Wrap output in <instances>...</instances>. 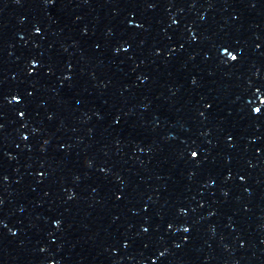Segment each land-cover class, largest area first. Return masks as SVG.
<instances>
[{
  "label": "snow or ice",
  "instance_id": "1",
  "mask_svg": "<svg viewBox=\"0 0 264 264\" xmlns=\"http://www.w3.org/2000/svg\"><path fill=\"white\" fill-rule=\"evenodd\" d=\"M233 59H236V57H233ZM193 155H195V153H193Z\"/></svg>",
  "mask_w": 264,
  "mask_h": 264
}]
</instances>
